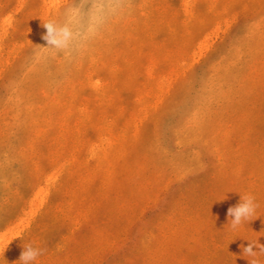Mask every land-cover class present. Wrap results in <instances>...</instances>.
<instances>
[{"label": "rangeland", "instance_id": "374dc122", "mask_svg": "<svg viewBox=\"0 0 264 264\" xmlns=\"http://www.w3.org/2000/svg\"><path fill=\"white\" fill-rule=\"evenodd\" d=\"M75 2L0 0V264L29 243L33 264H249L264 0H126L83 52L38 60L42 22ZM248 195L259 218L233 230Z\"/></svg>", "mask_w": 264, "mask_h": 264}, {"label": "clouds", "instance_id": "9594fccd", "mask_svg": "<svg viewBox=\"0 0 264 264\" xmlns=\"http://www.w3.org/2000/svg\"><path fill=\"white\" fill-rule=\"evenodd\" d=\"M126 0H77L64 7L60 16L42 22V27L46 32L42 39L46 46L36 45L34 55L43 62L50 61L59 55H64L67 59L74 58L83 52L89 43L101 32V30L117 17L123 18L128 9L125 6ZM259 205L255 197L241 196L240 202L228 208L229 225L233 230L244 224L259 218L256 212ZM249 241V240H248ZM0 240V252L5 253L6 248L2 247ZM242 255L249 261V264H261L256 258L264 255V245L255 241H249L247 247L241 245ZM257 248L259 251H254ZM47 250L42 247H35L31 243L23 246V251L19 261L21 264H33ZM251 257V259H248Z\"/></svg>", "mask_w": 264, "mask_h": 264}]
</instances>
